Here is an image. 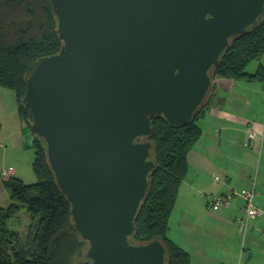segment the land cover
<instances>
[{"label": "water", "instance_id": "1", "mask_svg": "<svg viewBox=\"0 0 264 264\" xmlns=\"http://www.w3.org/2000/svg\"><path fill=\"white\" fill-rule=\"evenodd\" d=\"M50 3L62 45L34 64L22 104L86 244L73 264H166L159 240H130L157 168L152 120H195L264 0Z\"/></svg>", "mask_w": 264, "mask_h": 264}, {"label": "trees", "instance_id": "2", "mask_svg": "<svg viewBox=\"0 0 264 264\" xmlns=\"http://www.w3.org/2000/svg\"><path fill=\"white\" fill-rule=\"evenodd\" d=\"M50 0H0V87L15 94L17 113L30 129L22 104L26 80L41 58L61 48ZM264 56V17L246 34L233 39L215 69L213 78L258 82L264 85V65L253 73L247 67ZM212 92L195 120L171 127L164 119L152 120L153 158L156 171L150 192L135 221V244L159 240L166 248V264H190V255L166 234L179 187L187 175V155L201 136L196 125L209 109ZM31 131V130H30ZM37 182L26 185L17 178L4 181L10 205L0 207V264H73L82 257L86 244L74 232L70 205L56 185L46 160L43 141L32 132ZM30 219L28 247L21 245L18 231L9 228L22 209Z\"/></svg>", "mask_w": 264, "mask_h": 264}, {"label": "crops", "instance_id": "3", "mask_svg": "<svg viewBox=\"0 0 264 264\" xmlns=\"http://www.w3.org/2000/svg\"><path fill=\"white\" fill-rule=\"evenodd\" d=\"M261 60L259 64L264 65V56ZM222 92L227 96V105H217ZM256 98H261L259 107L262 116L264 85L214 79L209 109L197 125L201 129V136L187 155V175L178 190L180 197L179 191L183 187L180 197L182 215L175 218L172 225L169 222L167 230L170 234L168 239L189 253L190 264H193V255L185 246L192 242L193 231L197 232L194 253L203 264H264V236L260 231L263 221L249 220L250 230L246 229L241 242L237 241L241 225L235 226L236 218L242 216L243 201L240 195L253 184L257 199L254 203L264 208V122L250 117V112L257 106ZM25 127L26 124L17 113L15 94L0 87V170L12 168V177L22 182L24 180L19 171L7 165L5 159L25 153ZM237 132L250 138L229 137ZM222 133L227 138H221ZM247 139L250 150H246L247 146L244 145ZM254 149L257 150L256 154ZM240 154L241 159L238 157ZM244 155L245 158H252L249 170L243 169ZM210 186L213 189L208 191ZM197 188L208 189V193L200 198ZM232 193L236 196L232 197L229 208L221 209L217 214H209L205 210L207 207H202L203 204L206 206L210 196H228ZM9 205L4 181L0 179V207L6 208ZM198 205L201 206L199 216L194 213V207Z\"/></svg>", "mask_w": 264, "mask_h": 264}, {"label": "rangeland", "instance_id": "4", "mask_svg": "<svg viewBox=\"0 0 264 264\" xmlns=\"http://www.w3.org/2000/svg\"><path fill=\"white\" fill-rule=\"evenodd\" d=\"M261 61L262 60L259 59L258 61L252 62L247 67V72H249V73L254 72L256 70L257 65ZM253 83L256 84V85H259L258 82H253ZM221 94L222 95L220 96L217 105H225V104L227 105V102H226L227 96H225L223 92ZM260 99L261 98H259V99L256 98L257 106L252 109V112H250L251 113L250 117L252 119H254L255 121H261V119H262L263 122H264V112H263V114L261 116V108L259 107L260 106ZM258 101H259V103H258ZM263 103H264V101H263ZM263 111H264V109H263ZM200 120H202V115H200L198 117V120L195 122L196 125L200 124ZM24 135H25V138H26L25 139V141H26V143H25V147H26L25 148V153L23 152V154L20 155V156H16L15 155L14 158L12 156H10L7 159H5L6 160L5 162L8 163L7 165L13 166L15 169H17L19 171V174L23 178L24 183L26 185H31V184L36 183L37 179H36V176H35V174L33 173V170H32V163L34 161V150H33L32 143H31L32 134H31V131H30V129L28 127L24 128ZM229 137L230 138H250L248 136L246 137L245 135H243V133H240V132H237V133H234L232 135H229ZM221 138H227V136H225L224 133H222V137ZM248 142H249L248 139L244 142V145L247 146L246 150H250V148L248 146V144H249ZM254 151H255L254 154H256L257 150L254 149ZM242 156H243V154H242ZM238 157L241 159V154L238 155ZM244 160H245V164H244L243 169H248L249 170V166H250V163L252 161L251 156L245 158V155H244L243 161ZM1 162H2V160L0 159V164H1ZM191 182L193 183V181H191ZM197 189H198L199 197L201 198L202 195L207 194L208 191H210V189H213V187L210 186L209 190L207 189L208 191L205 190L204 188H197ZM182 192H183V187L181 186L180 191H179L180 197H181V193ZM180 197L178 195V198H177V201H176L177 203L174 206V210H173V213H172L170 221H169L170 225H172L171 222H173L175 220V218H178V217H180L182 215V211H181L182 210V206H181L182 203L180 202ZM255 200H257L256 197H255ZM202 207L205 209L206 206L203 204ZM200 208H201L200 205L194 207V213H198V216H199V212L198 211H199ZM205 210L207 211L208 209H205ZM208 212H209V214H212V212L210 210H208ZM217 212H215L213 214H217ZM232 222H234V221L232 220ZM30 224H31V222H30L28 213L26 212V209H24V208L18 213L17 217L15 219H13L9 223V228L10 229L16 230V231L19 232L20 237H21V245L24 248L28 247V237H29V234H30ZM235 224H236L235 226L238 227V225H237L238 223H235ZM203 231H204V228H203ZM196 233H197L196 231L192 232V237H191V240H190L192 242L187 243L185 247L193 255V258H192L193 264H203L201 261L198 260V257H196L195 253H194V251L196 249V241H195ZM169 235H170L169 233L166 234L167 238L169 237ZM244 235H245V233H244L243 229L241 228V230L239 231V239L237 241L241 242V239H243ZM201 246H204V243H201Z\"/></svg>", "mask_w": 264, "mask_h": 264}, {"label": "built area", "instance_id": "5", "mask_svg": "<svg viewBox=\"0 0 264 264\" xmlns=\"http://www.w3.org/2000/svg\"><path fill=\"white\" fill-rule=\"evenodd\" d=\"M12 168H5L0 170V179L7 181L13 175ZM236 196L235 193H232L228 196H210L206 202V207L211 212L215 213L221 209L229 208L232 197ZM255 190L254 184L250 190H244L240 197L243 201L241 210L242 216L236 218V222L241 225L244 233L248 228L249 220H262L263 226L261 228V233L264 236V208H259L255 205Z\"/></svg>", "mask_w": 264, "mask_h": 264}]
</instances>
